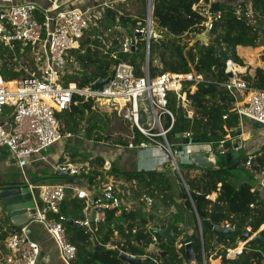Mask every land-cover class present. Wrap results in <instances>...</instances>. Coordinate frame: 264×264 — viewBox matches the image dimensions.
Returning a JSON list of instances; mask_svg holds the SVG:
<instances>
[{"label": "built area", "instance_id": "obj_1", "mask_svg": "<svg viewBox=\"0 0 264 264\" xmlns=\"http://www.w3.org/2000/svg\"><path fill=\"white\" fill-rule=\"evenodd\" d=\"M129 0H0V49L16 50L35 48L39 55V65L27 75L5 79L0 75V147L6 148L15 164L24 169L44 160L42 153L50 147L73 138H82L84 124L78 127V134L62 132V125L57 114L63 113L76 105L75 97L93 101V109L106 107L118 118L130 122L131 140L127 145L114 144L117 155L104 154V165L96 169L89 162L75 163L64 156V161L56 160L52 165L53 172L59 170L69 172L71 177L89 176L94 171L102 173L96 185L66 186L64 184H31L26 181L34 200V213L30 220L16 230L10 232L5 239L7 253L4 264H48L49 256H41L40 245L28 233L31 224H39L54 240L58 255L64 264H71L77 257V247L68 240L65 222L69 219L61 213V206L67 191H71L82 202L81 217L72 219L75 226L83 229L89 236L93 246L107 250H118L129 257L150 259L153 264H162V249L157 235L164 229L158 224L148 223L146 232L151 233V243L145 248V255H132L118 249L116 241H122L118 234L103 241L99 237V229L107 221V213L122 210H131L139 202L144 204L147 217L153 214L154 199L147 195H140L139 199L131 198L130 184L124 177L111 174L112 161L126 152L135 154L138 172L162 171L170 168L180 179L181 184L189 193L183 171L185 168L199 167L193 155L203 154L209 161L215 163L218 156L240 151L242 142L227 135L217 143L191 142L195 136L192 131H183L176 134L174 139L168 138L173 130L178 111L185 119H193L196 109L188 95L193 94L201 84L210 83V76L203 73H170L161 72L151 76L149 72L150 33L154 30L163 36L154 16V0L136 1V8L140 7L138 15H125L116 10L117 3ZM133 1V0H132ZM116 10L111 25L106 28L109 37L108 46L117 48V52L129 53L136 48L138 42L145 43V62L142 67L143 76L137 77L135 67L129 62H118L106 77L111 79L101 90L95 88L97 78L86 87H79L72 77L81 75V68L76 61V53L80 47V40L85 31L91 26H97L105 19L107 10ZM192 9L204 18L200 24L204 32L210 31L215 22L222 17L221 12H213L209 3L202 0L193 5ZM128 17L132 22H122L121 17ZM135 22L134 24H132ZM103 30V29H102ZM158 32H157V31ZM128 31H133L129 35ZM203 32V33H204ZM136 34H140L137 37ZM202 34V33H201ZM199 34V35H201ZM192 35V34H191ZM198 36V35H197ZM196 36V37H197ZM115 57V56H114ZM16 58H12V62ZM12 62H8L11 69ZM3 60L0 58V65ZM226 82L221 86L234 97L233 111L241 119L256 120L262 123L264 133V90L251 88L243 79L240 66L232 60L225 62ZM26 69V68H24ZM19 72L20 68L13 69ZM27 70V69H26ZM174 101V109L169 107L170 100ZM11 109L6 111V108ZM143 115L145 120L142 121ZM227 119V115L223 116ZM139 133L142 140L135 142V133ZM189 140L184 143V140ZM230 143V145H228ZM103 145L102 142L99 143ZM256 154L246 156L244 165L251 167ZM183 166V168H182ZM264 187V175L259 186ZM253 190L259 191L258 188ZM36 193V196L35 194ZM37 195L38 198L37 199ZM217 195H208L211 201ZM192 202V200H191ZM173 209L165 214L168 217ZM6 214L4 207H0V219ZM57 217L49 219V215ZM199 225V235L202 238L201 222L195 211ZM224 228H234L230 223L220 225ZM264 228L252 233L250 226L246 232L254 235ZM250 240L239 241L235 247L225 248V258L236 260L243 254L246 244ZM186 242L183 245L190 244ZM224 246V245H223ZM221 246V247H223ZM181 245H178V248ZM216 255V252L213 254ZM214 256L205 259L203 264H222L221 257L218 263L213 262ZM123 264H128L122 261ZM195 264L194 262H190ZM264 264V261L263 263Z\"/></svg>", "mask_w": 264, "mask_h": 264}, {"label": "trees", "instance_id": "obj_2", "mask_svg": "<svg viewBox=\"0 0 264 264\" xmlns=\"http://www.w3.org/2000/svg\"><path fill=\"white\" fill-rule=\"evenodd\" d=\"M140 1L143 2V0ZM200 1L154 0L155 20L158 26L165 30V33L159 40L150 42L149 72L151 76L161 72H195L210 76V83L199 85L193 94L188 95L196 109L194 118L185 119L183 113L178 111L176 124L168 138L172 140L176 134L190 130L195 138L202 142L217 143L227 135V131L233 132L240 128V119L233 111L235 99L221 86L227 81L228 76L224 72L225 61L219 56L217 50H227L229 60L243 66L244 61L239 55V49L253 50L264 46V0H202L204 3L210 4L213 12L222 14L221 19L215 22L214 27L208 31L207 44L195 41V37L205 31L200 26L204 18L192 9L193 5ZM116 10H118L117 7ZM116 10L108 9L105 19L99 25L88 28L79 49L74 50L76 61L81 68V75L72 77V81H75L79 87H86L97 78H106L110 74L111 68L121 61L132 64L137 77L144 75L142 67L145 62V43L143 41L138 42L136 48L129 53L117 52V48L108 46L109 37L106 34V28L111 25L114 17L118 14ZM121 20L124 23L132 22L131 19L124 16L121 17ZM187 34H192V44L180 42V39ZM0 58L3 60L0 65V75L5 79L14 78L16 72L13 69L16 68V64H13L12 57L0 53ZM156 59H158V66L154 63ZM9 61L12 62L10 70L7 66ZM262 61H264V57ZM243 79L251 88L264 90V69L262 67L257 66L253 75L245 74ZM75 101L76 105L57 114V118L62 125L63 133L78 134V127L82 123L84 124L82 141H87L89 155H82L74 150L70 153L71 159L75 160L79 156H85V160L90 165L95 166L96 169L101 168L104 165L101 150L105 146L102 147L99 143L108 138L100 133L103 128V120L98 110L92 108V100H84L76 96ZM169 107H174L172 99ZM225 115H227L226 120L223 119ZM141 140L142 137L136 132L134 141ZM128 142L129 140L120 138L114 144L127 145ZM93 146H99L101 152L92 157L93 151L91 149V153H89L88 147L93 148ZM228 154L232 155V153ZM225 156H218L221 161L215 168H185L183 176L189 193L181 184L176 173V177L171 178L170 171L167 169L160 172H138L136 167L128 161V152L116 158L112 161L111 174L124 177L130 184L129 189L133 200L139 199L140 195L152 197L155 201L153 214L151 217H147L142 202L134 205L131 210H122L119 215L116 211H110L107 213L105 225L99 229V237L101 236L103 241H110L114 234H118L122 238V241L115 242L118 249L132 255L143 256L145 248L152 241L151 233L146 230L148 223L156 220L155 211L160 207H163L164 210L173 208L177 199L180 198L184 208L190 212L193 218L194 232L182 235L179 225L185 219L179 211L161 218V223H154L162 228L172 226L174 230L172 240L157 235L162 251L166 252V256L161 258L162 264H192L186 259L185 246L183 245L186 242H191L193 245L195 264H203V251L206 260L216 252L213 258L221 257L222 264H262L264 244L249 241L240 257L232 261L227 260L225 248L227 246L235 247L243 239L239 235L216 234L202 225L205 220L214 226H220L227 222L239 233L245 231L248 226L251 227L252 233H255L264 225V197L259 191L253 190V186L248 183L236 185L231 179L233 171L228 170V167L237 161L241 154L233 157V161L228 164L225 163ZM256 156L250 170L257 173L264 171V149L259 153L256 152ZM128 167L129 169H127ZM99 176L103 178L102 173L94 171L88 177H78L86 178L87 185H96ZM66 178L71 179V176H58L55 172H51L49 177H33L30 182L39 185L40 181L46 179L49 181ZM11 186L15 185L3 187ZM212 194L217 195L214 201L207 198ZM82 205L81 200L74 197L71 191H67L61 206V213L76 220L81 217ZM195 211L201 222L203 241L199 235ZM56 217L54 214L49 215V219ZM64 225L69 242L77 247V257L71 264H123L119 258L118 250L97 248L92 245L89 236L83 229L68 224V222H65ZM17 228L19 227L13 225L5 214L2 223H0V264H4V256L7 253L5 239L10 232ZM181 235V242H177ZM209 235L210 237H208ZM259 235L264 238V228L259 232ZM178 244L181 247L178 248ZM41 256H43L42 251ZM140 264L153 263L147 258Z\"/></svg>", "mask_w": 264, "mask_h": 264}, {"label": "rangeland", "instance_id": "obj_3", "mask_svg": "<svg viewBox=\"0 0 264 264\" xmlns=\"http://www.w3.org/2000/svg\"><path fill=\"white\" fill-rule=\"evenodd\" d=\"M42 0H37V2H41ZM136 1L138 2L139 0H129L125 3H117V9L120 10V12H123V14L125 15H138L140 17V11L141 8L137 7L136 8ZM140 2V1H139ZM157 31V30H156ZM129 35H133V31H128ZM158 32V31H157ZM264 35V34H263ZM83 39L80 40V43L82 42ZM192 35L191 34H187L184 35L181 39L180 42L181 43H189L192 44ZM194 42V40H193ZM240 51V52H239ZM238 52L242 58L243 61H247V56L248 58H252V61L248 60V63H251L250 67H254L256 64H260V65H264V61H262L263 57H264V46H261L259 48L250 50V49H245L242 50L240 49ZM0 53L1 55H8L9 57L11 56L12 58H16V60L14 61L13 64H16V68H20L22 70H20L18 73L16 72V75H14V78H17L19 75H27L29 74L27 71L32 72V70L37 69L39 63V53L38 51L35 50V48H22L19 45L17 46L16 50L14 51H8L7 49H0ZM251 55V56H250ZM149 58H150V53H149ZM155 65H159L158 63V59H156V61L154 62ZM36 67V69H35ZM244 67V66H241ZM26 68V69H24ZM245 68V67H244ZM32 69V70H31ZM175 104V103H174ZM98 110V113H100V117L103 120V128L100 131V133L105 137L108 136L107 140H103L102 143L103 145H101L102 147L105 146V148L102 150V152H104V154L109 155L112 153L114 155H117V151L114 150L113 145L116 142V140L118 139H125V140H131V135L132 132L130 130V122L126 121V120H122L120 118H118L115 114H113L112 111H110L108 108L106 107H97L96 108ZM174 109V107H173ZM11 109H9L8 107L6 108V111H10ZM242 136H243V140L244 143H251V144H255L258 143L260 144L261 142H264V133L262 131V128H256L252 125L251 121L245 120L244 125L242 126ZM83 137V136H82ZM82 138L78 137V138H73V139H68L65 141H61L60 143H57L56 145L50 147L49 149L45 150L42 153V156L44 157V160L39 162V163H35L34 165L31 166H40L41 165V172H43L44 174L48 173V167H46V163L45 162H49L50 164H55L56 160L59 162L64 161V156L66 155V157H69L70 160L72 162L75 163H85L87 164V161L85 160V156H79L78 158H76L75 160L71 159V154L72 152L75 151H82L87 153L83 148H82ZM95 146H93L94 148ZM92 148V149H93ZM259 148V147H258ZM83 155V154H82ZM87 155H89L87 153ZM132 155V154H131ZM12 161V160H11ZM13 163V161H12ZM48 163V164H49ZM30 166V165H28ZM27 166V167H28ZM45 166V167H43ZM183 168V166H182ZM9 170H13L14 172H17L21 177L22 174L20 173L19 170L8 167ZM129 169V167L127 168ZM167 170H169V176L171 178H175L176 174L170 169L167 168ZM233 171V179L232 181L236 184V185H240L242 183H248L252 186H254L256 184V180L254 178V176L256 175H260L263 177L264 175V171H260V172H253L252 170H250V167H247L246 165H241L239 168L232 170ZM40 172V173H41ZM185 172V171H183ZM40 173H36L32 171V169L27 168V176L33 175V177L38 176ZM85 177V176H84ZM79 179H81L80 177H78ZM83 178V177H82ZM179 178V177H178ZM86 179V178H83ZM87 180V179H86ZM176 180V179H175ZM71 181L70 178H66L63 179V182H69ZM51 183L53 181H40L39 185H41V183ZM37 199L38 195H37ZM160 204V203H158ZM173 209V213H175L176 211H179L180 213H182V215L184 216V222L180 223L179 227L182 230V235H184L185 233L187 234H192L194 232V221L193 218L190 214L189 211H187L180 198L177 199L176 201V205H174L173 208H170L168 210H164L163 207H160L159 209H157V211H155V217L156 220L154 223H161L160 221L162 220L161 218L165 217V214L167 213V211ZM53 220V219H51ZM159 220V221H158ZM198 230H199V225H198ZM182 235L178 238L177 242H181L182 240ZM210 237V235L208 236ZM180 245V244H178ZM215 257V255H213ZM219 258L214 259L213 262L218 263Z\"/></svg>", "mask_w": 264, "mask_h": 264}, {"label": "water", "instance_id": "obj_4", "mask_svg": "<svg viewBox=\"0 0 264 264\" xmlns=\"http://www.w3.org/2000/svg\"><path fill=\"white\" fill-rule=\"evenodd\" d=\"M264 34V31H263ZM137 37H140V34H136ZM162 38L159 34H157L154 30L150 33V40L151 41H156ZM195 41H200L204 44L208 43V32H204L201 35H198L195 37ZM134 50V48H132ZM219 56L226 62L229 60V55L227 50H217ZM111 79V77H108L106 79H100L95 83V88L98 90H101L102 87ZM145 120V116L143 115L142 121ZM251 123L254 127L256 128H262L263 125L262 123L256 121V120H251ZM241 132L237 133H231V136L235 137L236 135H240ZM189 140L185 139L184 143H188ZM191 142H199V139L194 138L191 139ZM239 153H235L234 155L232 154H227L224 157L225 163H230L233 161V157H237ZM193 158L197 162L198 166L201 168H215L217 163L221 161V158H217L215 163L212 161H209L203 154L199 155H193ZM247 161L246 157H241L239 158L235 163L230 165L228 167V170H235L239 168L241 165H244ZM55 174L58 176H69V172H63V171H55ZM0 204L4 207L5 212L10 219L11 223L15 226H21L26 224L31 216L30 214L34 213V200H33V195L27 185V183H24L23 185H15L11 187H0ZM68 224L74 225V222L72 219L68 220ZM202 225L207 228L208 230H212L216 234H221V235H239L243 240H250V241H255L258 243L264 244V238H262L259 234L257 235H252L246 231H243L239 233L236 229L234 228H224L221 226H214L209 223V221L205 220L202 222ZM159 235L162 237H165L169 240H172L174 237V230L172 226H168L164 229H162L159 232ZM185 255L186 259L189 262H194L195 261V254H194V249L193 245L190 243L186 245L185 247ZM162 257L166 256V252H163ZM119 258L128 263V264H140L144 260L143 258H132L129 257L125 253H121L119 255Z\"/></svg>", "mask_w": 264, "mask_h": 264}, {"label": "crops", "instance_id": "obj_5", "mask_svg": "<svg viewBox=\"0 0 264 264\" xmlns=\"http://www.w3.org/2000/svg\"><path fill=\"white\" fill-rule=\"evenodd\" d=\"M248 60L252 61V58H248V56H247L246 63L244 61V65L243 66L245 67V71L242 72V75H245V74L253 75L254 71H255V68L257 66L262 67L264 69V65H260V64H256L253 68L250 67L251 63H248ZM245 120H248V119H245V118H243V119L241 118L240 119V128L238 130H235L236 131L235 133L242 132L241 131L242 130V126L244 125ZM238 139L242 142L243 148L240 151L232 152V154L239 153V154H241V157H246L249 154H253V153L256 154V152L259 153L260 151H262L264 149V142L263 143L261 142L260 144H258V143H255V144L244 143L242 133H241V136L239 138H237L236 140H238ZM82 148L87 152V141H83ZM88 149H89L88 150L89 153H91L90 151H91L92 148L88 147ZM100 150L101 149L99 148V146H95L92 149V151H93V154H91L92 157H93L94 154H99V152L102 151V150L101 151ZM79 153L83 154V155H87V153L82 152V151H80ZM128 154H129L128 161H130L131 165L135 166L136 163H137L135 154L133 153L131 155V152H128ZM101 156L103 158L104 152H101ZM11 160L13 161V163H12ZM45 163L47 164L46 167L49 168L47 174H44L43 172H41V170H40L41 169V165L38 166V167L30 165L28 167H25L24 169H20L15 164L14 160L12 159V157L10 156L9 151L6 148L0 147V187L1 186L3 187L5 185H23L24 183H26V181H31V179L33 178V175L27 176V174H26L27 173V168L32 169L33 173L34 172H36V173H40L41 172L39 174L40 178L49 177V175H51V172H53L52 165H54V163L53 164H50L49 162H45ZM8 167H11V168L19 170L20 173L22 174V177L17 172H14L13 170H9ZM43 167H45V166H43ZM35 177H38V176H35ZM254 178H255V180L257 182L253 186V189L258 188L259 192L264 197V187H260L259 188L263 177L260 176V175H256ZM71 179L72 180L69 181V182H63V180H52L51 179L49 181H53V182H51V183H46L45 182V183H41V184H64L66 186H86L87 185V180L86 179H79L78 177H71ZM44 181H48V180L46 179ZM34 194L36 196V193H34ZM71 194H73V193L71 192ZM1 206L2 205L0 204V207ZM2 215L4 216L5 214H2ZM3 216H1L0 223H2ZM28 233H29V236L33 240H35L36 242L39 243L43 256L47 255V256L50 257V261H49L48 264H64L61 261L59 255H58L57 247H56V244H55L54 240L46 233V231L44 230V228L41 225L34 224V223L31 224L30 227H29Z\"/></svg>", "mask_w": 264, "mask_h": 264}, {"label": "bare ground", "instance_id": "obj_6", "mask_svg": "<svg viewBox=\"0 0 264 264\" xmlns=\"http://www.w3.org/2000/svg\"><path fill=\"white\" fill-rule=\"evenodd\" d=\"M239 70H241L242 72L245 71V68L244 67H240Z\"/></svg>", "mask_w": 264, "mask_h": 264}, {"label": "clouds", "instance_id": "obj_7", "mask_svg": "<svg viewBox=\"0 0 264 264\" xmlns=\"http://www.w3.org/2000/svg\"><path fill=\"white\" fill-rule=\"evenodd\" d=\"M70 176V175H69Z\"/></svg>", "mask_w": 264, "mask_h": 264}]
</instances>
